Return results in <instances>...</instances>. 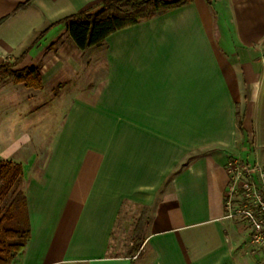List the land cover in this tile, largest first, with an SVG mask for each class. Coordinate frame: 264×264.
I'll return each mask as SVG.
<instances>
[{"label": "crops", "instance_id": "obj_1", "mask_svg": "<svg viewBox=\"0 0 264 264\" xmlns=\"http://www.w3.org/2000/svg\"><path fill=\"white\" fill-rule=\"evenodd\" d=\"M25 1L0 0V64L38 66L56 105L45 143L0 144L30 228L13 264H255L225 167L264 165V0H192L82 50L59 21L102 0ZM127 203L145 220L117 254Z\"/></svg>", "mask_w": 264, "mask_h": 264}, {"label": "trees", "instance_id": "obj_2", "mask_svg": "<svg viewBox=\"0 0 264 264\" xmlns=\"http://www.w3.org/2000/svg\"><path fill=\"white\" fill-rule=\"evenodd\" d=\"M191 1L102 0L97 7L68 15L59 23L65 24L68 36L82 50L100 44L116 30ZM214 1L216 0H205L210 6ZM28 2L29 0L25 1L24 5ZM21 59L22 57L0 64V79L10 78L27 87L41 88L38 66L24 65L20 69H13ZM22 172L20 163L0 159V264H13L14 258L22 252L30 235L26 196L21 186ZM138 248L139 243L135 241L131 253Z\"/></svg>", "mask_w": 264, "mask_h": 264}, {"label": "rangeland", "instance_id": "obj_3", "mask_svg": "<svg viewBox=\"0 0 264 264\" xmlns=\"http://www.w3.org/2000/svg\"><path fill=\"white\" fill-rule=\"evenodd\" d=\"M64 47L67 48L66 44ZM47 52H49L48 49H46L45 53L40 57V63L47 60ZM24 65L30 66L29 63L16 64L13 66V69H20ZM89 65H95L94 58L90 61ZM49 86L50 85L48 84H44L43 87L42 82L41 88H32L25 86L22 82H14L10 78L0 79V144L14 138V136L22 132L25 138L28 137L27 140L29 139V143H33V139L35 140L36 138L41 143H45L49 140V135H51V133L48 132L54 128L50 124L48 126H43L46 129L41 127L42 130H47V133L35 135L31 132L33 122L44 123L48 121L49 118L47 112L56 105V102L52 101L53 91L49 89ZM234 159L235 158H231L230 160ZM236 160L238 163H249L248 161L239 158H236ZM259 166L258 173L263 172L264 165ZM21 186H23V183ZM233 199L237 200L236 203L239 202L241 199L240 190H237ZM145 214L146 211L141 206L131 203H127L123 206L112 238L113 251L115 253L125 254L127 252L130 246V240L134 236L135 231L137 232L138 229L139 234L142 232V230L141 232L139 230V221L140 219L141 221L145 220ZM230 219L237 224H242L247 233L249 232L244 220L238 217ZM247 241L250 252L255 258L256 263L257 259L252 252V245L250 244L249 236Z\"/></svg>", "mask_w": 264, "mask_h": 264}, {"label": "built area", "instance_id": "obj_4", "mask_svg": "<svg viewBox=\"0 0 264 264\" xmlns=\"http://www.w3.org/2000/svg\"><path fill=\"white\" fill-rule=\"evenodd\" d=\"M259 167L256 163H238L236 159L227 162L225 210L226 217L245 221L255 264H264V171L258 173ZM237 190L241 193L238 203L233 199Z\"/></svg>", "mask_w": 264, "mask_h": 264}]
</instances>
